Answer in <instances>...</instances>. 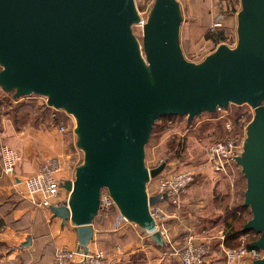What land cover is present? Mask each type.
<instances>
[{"label": "water", "instance_id": "water-1", "mask_svg": "<svg viewBox=\"0 0 264 264\" xmlns=\"http://www.w3.org/2000/svg\"><path fill=\"white\" fill-rule=\"evenodd\" d=\"M236 44L219 43L201 61L185 58L177 0H153L141 40L133 32L135 0H0V90L14 99L40 96L71 115L83 160L66 204L50 206L76 231L86 253L106 189L121 215L159 246L165 240L149 211L160 201L147 184L165 167L145 165L156 121L247 104L254 114L236 163L245 179L243 230L264 264V0H240Z\"/></svg>", "mask_w": 264, "mask_h": 264}, {"label": "crops", "instance_id": "crops-1", "mask_svg": "<svg viewBox=\"0 0 264 264\" xmlns=\"http://www.w3.org/2000/svg\"><path fill=\"white\" fill-rule=\"evenodd\" d=\"M217 1L214 4L189 0L181 7V47L183 39L187 46H193L191 34L187 33L193 29L200 31L219 24L217 30L220 33L236 27L240 0ZM183 29H186L184 36ZM204 36L207 37L206 34ZM211 52L212 50L208 54ZM33 98L35 97L28 96L14 99L11 95L9 102L0 103V139L12 147L15 146L21 156L13 174H3L0 168V264H52V255L56 248L77 250L78 247L74 226L70 222L62 225L59 218L53 217L48 209L33 204L25 194L23 180L34 174L46 158L57 157L61 161L63 169L59 177L64 180L73 179L75 168L83 160V153L76 145L73 117L46 105L44 98L39 96V102L34 103V110L17 120L14 106L20 101ZM175 118L186 120L185 117ZM211 118L214 120L213 116ZM186 124L191 126L187 120ZM60 126H65L66 129L62 131ZM160 127L159 129H162ZM232 169L230 167L227 174L218 173L225 176L228 184L226 192L215 198L213 210L209 209L210 204L206 200L193 198V186L184 194L179 210L166 206L168 217L158 225L159 230L163 231L165 245H157L134 223L129 222L114 228V216L99 210L93 221V238L88 244V249L102 251L107 264H180L174 254V248L189 233L209 245V254L204 264H224L221 248L224 221L233 214L237 215L236 217H245L250 213L242 202H234L237 190L230 181L233 176ZM155 187L156 183L152 185L153 191ZM147 188L149 190V184ZM241 205L246 209L242 210ZM194 208L199 209V212L195 213ZM210 212L217 213L215 222L220 227L219 232L212 235H207L204 230L198 234L194 233L196 228H208L203 223L210 220ZM216 242L218 246L213 245H217ZM241 264L250 262L247 260Z\"/></svg>", "mask_w": 264, "mask_h": 264}, {"label": "built area", "instance_id": "built-area-1", "mask_svg": "<svg viewBox=\"0 0 264 264\" xmlns=\"http://www.w3.org/2000/svg\"><path fill=\"white\" fill-rule=\"evenodd\" d=\"M181 7H183L189 0H177ZM149 7L144 11H138L139 21L133 25L138 32L142 35L143 25L146 22ZM219 27V24H214L209 27L214 31ZM224 43L229 47H234L236 41ZM219 43H217L218 45ZM216 45V46H217ZM207 53H197L193 55V62L201 61ZM221 110V109H218ZM250 121V120H249ZM249 121L238 119L240 131L238 134H230L225 138L216 139L206 143L203 147V154L206 164L216 173L227 174L228 169L236 164V157H238L243 150V142L245 139V132ZM173 121L168 120L164 126H171ZM225 128L231 129V124L226 123ZM65 126H60V130H65ZM20 153L4 143L0 139V168L3 174L11 175L17 164L20 161ZM160 161L159 163H161ZM158 163V164H159ZM157 164V165H158ZM171 163L166 160L164 169L156 177L155 192L150 193L147 188L148 195L158 194L160 201L149 205V211L154 218L157 227L167 219L168 213L166 206H171L175 210H179L182 203V198L189 186L193 182L194 173L189 170H183L170 166ZM155 167V166H153ZM148 169L150 167H147ZM168 168V171L166 169ZM63 169L61 161L57 157H49L41 162L37 171L26 177L23 180L24 190L30 201L38 207L46 208L54 205L66 204L69 192L63 187L65 181L59 177ZM153 180H149L148 184ZM100 211L106 215L114 216V228L120 227L129 221L121 215L117 206L109 196L106 189L101 190L100 193ZM159 229V228H158ZM161 233L163 231L160 229ZM163 235V234H162ZM256 233L247 234L242 236V240L249 237H255ZM224 264H241L243 261L250 263L262 257V251L257 248L246 247L241 244L235 249L225 248L221 245ZM209 245L196 239L193 234H186L178 246L174 248V254L178 257L180 264H204L208 254ZM107 264L105 262V255L102 251H91L88 249L86 253L77 252L76 250L67 249L64 247L56 248L52 255V264Z\"/></svg>", "mask_w": 264, "mask_h": 264}, {"label": "rangeland", "instance_id": "rangeland-1", "mask_svg": "<svg viewBox=\"0 0 264 264\" xmlns=\"http://www.w3.org/2000/svg\"><path fill=\"white\" fill-rule=\"evenodd\" d=\"M201 1L214 4L218 2L217 0ZM152 2L153 0L151 2L150 0H135L138 11H144L151 6ZM133 32L136 37L141 40V36L138 34L135 28H133ZM218 32L219 30L217 29L211 31L209 27H205L204 30L200 31L194 29L191 32L188 31L187 33L191 34V43L193 44V46H187L183 39V45L181 49L185 58L189 61H193V55L195 52L205 54L207 52H210L211 50L213 51L216 48V43L214 45V41L212 39L206 40L207 37H205L204 35H216ZM221 32L223 33L227 43H232L234 42V40L236 41V27ZM185 33L186 29H183V36ZM32 97H35L33 98L34 101L39 102V96ZM262 104L264 105V101L262 102ZM253 114L254 110L247 104H229L227 108L217 110L211 115L213 116L214 120H211L212 118L208 113H203L193 119L190 127L187 126L186 120L184 118H172L173 120H170L173 121V124L171 126H166L164 127V129H159L160 131H158V128H155V133L151 134L148 144L145 147V165L146 167L152 168L153 166H156L160 161L163 162L168 160L171 163V167L193 172V182L190 185L193 186V198L200 201L206 200L210 204L209 209L213 210L212 206H215L216 204L215 198H218L219 194H224L226 192V186L228 182L227 179H224L225 176H220V174L218 173L215 174L207 166L203 154V147L210 141L225 138L230 134H238L240 131V122H238V119L249 121L252 119ZM168 120L169 119L160 121V124L165 123ZM229 122L231 124V129L227 130L225 128V125ZM171 141H173L174 144L168 143ZM177 143L179 144V153L174 152ZM12 148L16 149L15 146ZM16 150L19 152L18 149ZM232 168L233 173H231L233 176H231L230 181L233 182V185L237 190V195L235 196L234 202H236V204H239L243 202V192L245 190L246 183L241 173V169L237 165V163L234 164ZM166 171H168V168L166 169ZM156 177L152 178L153 180H151V182L149 183V191L151 193L155 192L152 190V185H155ZM194 209L196 211L195 213L199 212V209ZM216 215L217 213L210 212V220L203 223V225L205 224L208 228H196L194 230V233L198 234V232L200 233L201 230H204L206 231L207 235H212L213 233H216L218 230H220L218 223L215 222ZM250 216L251 215L248 212L245 217H242L248 220ZM216 246H218V244Z\"/></svg>", "mask_w": 264, "mask_h": 264}, {"label": "trees", "instance_id": "trees-1", "mask_svg": "<svg viewBox=\"0 0 264 264\" xmlns=\"http://www.w3.org/2000/svg\"><path fill=\"white\" fill-rule=\"evenodd\" d=\"M208 39H212L216 44L225 41V37L223 35L222 32L216 34V35H208L207 36ZM12 94L10 93H5L3 91L0 90V103L1 102H9L10 101V97ZM31 96H35V95H31ZM37 101H34V99H30L28 101H20L18 102L15 106H14V113L15 116L17 117V120H20V117H22L24 114H27L28 112H32L34 110V103H36ZM209 115H212L210 113H208ZM170 118H175V117H168V118H162L160 120H158V122L156 121V123L154 124L151 134L155 133L156 129L161 125L162 128L166 127L164 126L166 124L165 123H161L160 121H165L166 119H170ZM160 127V128H161ZM156 128V129H155ZM170 144H174L173 141L168 142ZM178 146L179 144L177 143L176 148L174 149L175 153H179L178 150ZM172 148V147H171ZM239 207V206H238ZM242 210H245L246 208H244L242 205L240 207ZM237 215L233 214L231 215V217L228 218V220L224 221L223 223V239H222V244L225 248H230V249H235L237 247H239L241 244H244L246 247H250V243L256 239L258 237V235L256 234L255 237H249L246 240H242V236L247 235V234H252L255 233L254 231H245L243 230V225L245 224V222L247 221V219H244L242 216L236 217ZM218 244V242H216ZM214 246H216L215 244H213Z\"/></svg>", "mask_w": 264, "mask_h": 264}]
</instances>
